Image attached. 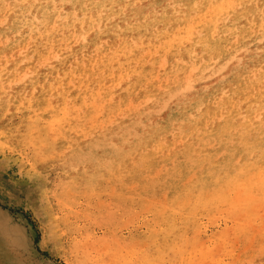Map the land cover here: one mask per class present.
<instances>
[{"label": "rangeland", "instance_id": "rangeland-1", "mask_svg": "<svg viewBox=\"0 0 264 264\" xmlns=\"http://www.w3.org/2000/svg\"><path fill=\"white\" fill-rule=\"evenodd\" d=\"M64 13L65 12H61L60 14L61 21L54 25L55 30L56 31L60 30V31H59L57 38H55L54 41H52L49 46H47L46 42L40 43L41 39H37L36 35L32 37L33 39L30 40L29 42L30 44L19 42L18 41L19 38L16 36H12V35H9V36L1 35L0 36V84H2L1 86L4 89V98H7V95H10L13 87L25 88L27 86H33L35 93H37L39 89L41 90V86L39 87L37 85L38 83L37 80H35L34 75L31 74L32 68H38L39 70L45 71V73L52 71V69L54 68V64L59 61L58 48L60 46L61 47L64 46L63 54L67 55V54H73L74 52H77V50L80 49L81 45H87L88 50L84 49V51H82L81 57H79L75 62L71 61L68 63V65L70 64V66L67 65L68 66L67 68H70L71 70H73L74 67H77L76 64H78L80 61H82V63L84 64H89L90 62V65L92 64L91 66L94 67V64L99 59L101 60V62H104L102 60L106 61L108 58V54H109V57H112V54H113L114 55L113 58L117 60L119 58L121 59V53L118 54L117 52V51L119 52L121 51L118 48V45L116 43L114 44L115 42L114 37L110 38L108 35H104L102 37V40L99 41L98 38L88 35L86 37V41L80 42L79 35L76 32L72 31V33L68 35V30L66 29V26H65L66 24L63 21V18L65 17ZM1 21H2V18L0 16V29L4 28V24L2 25ZM103 30H100V31L104 32ZM26 38L27 39L30 38L29 34H27ZM96 39L98 40L96 41ZM156 39L158 38L154 36L152 40L145 41L142 38L135 37L131 39V44L133 48L132 50L134 51L137 50L139 51V54H141L140 60L143 59V62H146V63H148L149 61L152 62L154 60L152 63L149 62V64L150 63L151 64L148 66L155 68V78L153 79V82L157 81L155 83L157 85V88L161 85L158 88V91H160L158 93L159 96L152 95V94L150 96V93H148L149 88H147L141 91V95L137 94L135 96L128 97L129 98V99L127 98L128 102L126 101L125 98L122 100L123 91L121 90V88H123V85H121V83L123 82V80L121 79H124V76L117 71L112 74V79H111L112 82L111 84L108 83L109 87L108 85L106 87L105 86L100 87L99 86L100 76L98 74H95L93 78V82L95 81V84L93 83L94 89H92V91L97 90V98L99 99L94 100L96 102L93 101V104L91 103V107L94 110L87 112V110L84 108L85 106L74 108L75 106L76 107L79 106L76 103H74L75 104L74 107L67 106L66 111L63 113L65 116L63 114L61 115L63 118L65 117L64 120H66L65 122L66 125L65 124L62 125L63 130H61L62 128L59 129L60 127L59 118L52 116L51 114L53 112L52 108H48L50 110L44 111L42 114L37 113L39 116L41 115L40 120L39 122L35 123L36 125L33 124L34 126L32 125L29 131V129L27 130V128L24 127V125H22L24 124L22 123L23 113L21 111L14 112L13 107L11 106L6 107V109L4 110L3 117L0 119V127H3L7 130L11 129L9 133L11 132L12 133L8 137L9 139L4 138L3 140H0L1 143L4 144L3 145L0 143L1 144L0 145V264H142L144 262H147V264H170L171 262H174L176 264H180V263L199 264V260L203 262L204 264H210L212 262L213 264H215V263H218L216 262V259L217 261H219L223 257H224L225 262H227L228 259L232 262L233 260L229 254V251L232 249H234L233 252L235 251L239 254L238 263L240 264V263H244L245 259H247L249 256H257L261 252L259 248L260 247L259 243L262 244L263 237H260V236H262L264 233V223H263L264 222V208H262L263 210L262 211L261 207L262 206L264 207V203L257 205V202H259L257 198V193H255V195L253 192L245 193L242 190V187H240L241 189L237 187L233 190V194L235 193V197L233 196L234 201L236 205H238V209H235L233 207L232 208L228 207L226 204H223L222 202L223 200L221 199V201H218V204H217L219 206V210L216 212L217 214L213 213V214H207L206 216H204V218L202 219L203 222L201 223V225L199 227L192 226L193 228L191 227L189 231L186 232V236L185 235L183 236V234H181V231L179 228L172 229L168 227L167 225H162L161 218L165 210L171 209L173 207L178 208L179 210H182L181 208H187L192 203L193 198L189 197L190 196L189 190L184 188L182 190L185 191L186 193L183 194L182 191L178 193V189L180 188L178 186L181 183V181H183V179L185 178H188V176H191L190 181L192 182L193 179H195L193 175L197 171V168L199 165L209 164V162L212 161L211 164L215 166L221 161L227 159V154H226L225 145L224 146L222 145V140L214 141L212 139V140L203 142V141H200V138L203 136L200 134H195V133L193 134V136L191 135L190 137H186L188 132L185 133L184 130L178 127L179 126V122L177 121L179 118L178 115L181 112L183 106L185 105V104L182 105L180 101L183 100L187 102L185 98H188V96L185 97L181 94L177 96L176 98H174V100L173 99L168 100V98L172 97L170 89L171 88L173 89L174 86H176L179 83L178 81L180 80H184V81L188 80L187 82H193L195 77L197 76L196 75L197 71L193 70L192 67L188 63L181 64V62H178V66H175V65H170L171 63H168L166 58L163 59V61L165 60L166 63L165 62L163 63V61L162 60L160 61V59L159 60L157 59L156 61V58H160L165 55L161 49V45L163 43L162 40L161 39L156 40ZM145 42L147 43L150 42L152 44L149 43L148 45H146L147 43ZM33 44L35 46H41V51H42L41 59L35 58L29 54V48L27 47V45L30 46L31 48V45ZM137 44L139 45L142 44L143 46L140 45L142 48L139 47V45L135 47ZM158 44H159V47H157ZM153 45H156L155 51L159 52V53L155 52L156 53L155 55L152 54L153 53L152 49H155ZM143 50H145V52ZM160 53H162L163 55H161ZM101 54L103 55V57L101 56ZM115 55L117 56V58ZM55 56L57 58H55ZM91 60H93L94 62L93 61L91 62ZM39 61L42 63H40ZM45 65L48 66L47 69ZM179 67L182 70H180ZM8 68H13L12 73L16 74V77L14 79L10 77L11 75H7L4 78L1 77V74L2 75L8 74ZM26 69L28 70L27 72H26ZM213 76L208 74L207 80L205 81L202 80L201 82L200 80H196L195 82H193L194 90L190 95H193L199 90L209 91V88L213 86V83L215 82V78H218L221 75L218 74V75H215L214 77ZM120 77L121 79H119ZM52 78L53 76L49 74L47 76V82H50ZM16 79L17 81L20 80V82L15 83ZM97 79L99 80V84L97 83L98 81ZM117 80H119V82ZM68 81L69 80H66V82ZM113 81L115 82V84L113 83ZM101 88H104V89H101ZM106 88L110 89L109 95L107 93L108 89ZM75 89L76 88L72 87V91L75 92L73 93L71 91V93H73L72 98L76 97L75 94H77V92ZM9 91L10 93H8ZM103 94H106V95H103ZM50 95H49L50 104L52 103L51 105H54V103L57 102V98H60V96H57L56 94L52 92L50 93ZM165 95L166 96L168 95V96L166 97ZM25 96L27 97V94H25L24 97ZM107 96H109L110 98H108ZM148 96H150L149 98H151L152 96L153 97L149 100ZM160 96L161 98L163 96V98L165 99L161 100L159 98ZM118 99L120 101L119 103H118ZM98 100L100 101V103H103L101 104V106H99L100 103ZM121 100L124 102H122ZM141 101H143V103ZM70 102L71 100H69V103ZM106 102L107 103L110 102L108 104L109 106L107 105ZM163 102H166L165 103L166 106H164ZM130 104L134 105V107ZM137 104L138 106H136ZM106 106H108V109ZM123 107L125 109H123ZM120 108L122 111L119 110ZM126 108L128 110H126ZM74 110L75 112H73ZM131 112L132 113L134 112V113L132 114ZM82 114L84 115L82 116ZM68 115H70V117H68ZM103 117L104 119H101ZM94 118H96L95 119L96 121L94 120ZM99 118L101 120H99ZM72 119L75 122L77 121L78 124L77 122L76 124L81 126V128L77 126L76 124L74 125L73 129L72 127H69L70 125L68 124ZM83 119H84V122H83ZM165 119L172 120L173 126L171 129V132L166 137L156 140V142L159 141L157 143L153 142L152 151L157 157V158L154 157V159L155 160L157 159L159 162L157 160L154 162L155 165H153V167L151 168V171L146 170L143 164V161L140 158L130 159L131 162L129 164V167L131 170L134 169L133 175L131 176L124 175L123 170L122 171L120 170L121 172L119 171L120 172L119 174L117 171H116L117 173L114 171L112 175L111 173L106 172V168L105 166L103 167L101 162L98 163V161L101 158L108 157L109 152L113 150L111 148L113 146L112 144L114 141L118 140L119 138H120L119 139L120 141L124 140L125 142L123 141V144L121 145L124 146L125 148L128 147L127 149H129L137 143L138 138H140V135L150 136L151 133H154V131L156 132V130L160 128L161 124L163 123ZM57 123L59 125H57ZM90 123H93L91 125H94L92 126L94 127L92 128V130L90 129L91 127L88 128ZM75 126L77 127L75 128ZM127 131H129V134H126ZM125 137L126 139H124ZM191 140H192V143H191ZM167 141L168 142L171 141V145L173 146L171 149L172 151L170 149L168 150L167 149L165 150L156 149L159 143L161 144L163 143L164 144L163 146H165V144L167 145ZM89 143L94 144L97 148L94 155L93 154L86 155L81 160H79L78 157H72L73 155L71 152H72L73 147H76L77 149H81L82 147L80 146H82L83 144H84V147L89 146L90 145ZM155 143L157 144V146ZM189 143H191L192 145H190ZM49 144H51L52 147ZM64 144H67V145L65 146ZM11 146L13 148H11ZM168 146L169 145H167V147ZM190 146H193V148L190 149L191 151H189ZM14 147H17L16 150ZM167 147L165 146V148ZM229 149H232V150L234 149L233 151H235V148H233L232 146ZM19 151L21 154L24 155V157L26 158L25 160L21 159L20 157L21 154L18 155ZM159 154H161V156ZM97 157L98 158L101 157V158H99L98 160ZM235 157L236 158L234 159H236L237 162L239 163L240 156L237 154V152H235ZM66 161H69V163L67 164ZM76 161L80 162L78 166L76 165L77 164ZM205 161L207 162L205 163ZM64 163L66 164V166L62 165ZM67 167L70 173L69 175L65 174ZM83 167L86 172L85 177L78 179L77 171ZM101 169L102 171H100ZM146 172H147V175H145ZM134 173H135V176H134ZM138 175L141 176L140 179ZM148 176L150 177L148 178ZM80 179H81V182H80ZM190 181H187V182L190 183ZM87 187L88 188L90 187L91 190L88 189ZM238 188L240 190H238ZM243 193L246 196L244 195L242 197L241 195ZM175 194H177V196ZM210 194L211 193H207L206 198L211 199ZM237 194H240L238 195V197L240 196L241 198L239 197L238 199L236 197ZM183 201H186V202L188 201L189 203L188 202L185 203ZM168 202H169V205L167 204ZM254 204L256 207L252 208ZM246 207H249L252 212L253 218H252V221L250 222L252 225H250L249 227H246V226L241 227L240 229L242 230L248 229L247 230L248 232L247 234H239V229L238 230L236 229V222H247V216L245 212ZM254 208L255 210H253ZM256 208H258L259 210ZM220 211H221V214H220ZM257 215L258 217H256ZM259 215H260V218H259ZM217 216H219L220 220L217 218ZM114 217L116 218V220ZM158 218L161 220L159 221ZM61 220L66 221L67 223H71L72 226L70 227L72 229L73 235L78 236L79 238L78 244L76 246L71 245L70 238L68 239L66 238V236L69 237V235L66 234L65 236L64 229H62L63 226L61 225L62 223ZM154 221L156 223H154ZM77 222H78V225H77ZM157 225L159 226L157 227ZM203 227L206 228L207 231ZM251 228L253 229V231ZM261 228L263 229L261 230ZM166 230L168 233L166 232ZM210 232L212 233V235L210 234ZM80 235H81V238H80ZM249 235L250 236L253 235L254 239L253 237H250ZM235 236H236V240L234 238ZM239 237L242 238V241H240ZM189 238L191 240H189ZM229 238L231 239L229 240ZM186 239L188 240L186 241ZM204 239H206L205 243L202 242L204 241ZM169 240L173 242V246L168 249L167 248L164 249L163 254L165 256L163 259L162 254L159 252V250L155 252L154 250L158 246H160L162 243L164 244L167 241L169 242ZM233 242L235 245L233 244ZM242 243H245L248 245H245V247H241L240 244ZM191 244L193 245L191 246ZM197 245H199L200 248H198ZM219 246H222V247H219ZM208 250H211L210 255L211 253H213L212 254L213 256L209 255L208 256L209 258L208 257L203 258L201 256V253L207 252ZM216 251H218V253L220 252L219 254L218 253L216 254L217 258L215 255ZM190 252L196 253L195 257L193 256V259H190L188 255L182 262L179 260V258L184 253L189 254ZM244 253L246 254L245 256H244ZM132 256L135 258V260ZM239 257H240V261L242 259V262L239 261ZM207 258L209 261H207ZM213 259L215 260L213 261ZM257 259H259V257L256 258L254 261H256ZM201 262L200 264H202ZM222 263L224 262L222 261Z\"/></svg>", "mask_w": 264, "mask_h": 264}, {"label": "bare ground", "instance_id": "bare-ground-1", "mask_svg": "<svg viewBox=\"0 0 264 264\" xmlns=\"http://www.w3.org/2000/svg\"><path fill=\"white\" fill-rule=\"evenodd\" d=\"M241 4L244 6L243 7H230V5H241ZM61 12H65L64 13L65 17L63 18V21L66 24L65 26H66V29L68 30V35H70L72 33V31L76 32L79 35L80 42L86 41V37L88 35L98 38L99 41L102 40V37L104 35H108L110 38L114 37L115 38L114 44L116 43L118 45V48L121 51V52L117 51L118 54L121 53V59L119 58L117 60V59L113 58V56H114L113 54H112V57H109V54H108V58L106 61L102 60L104 62H101V60L99 59L94 64V67L91 66L92 64L90 65V62H89V64H84V63H82V61H80L78 64L75 63L77 67H74V69L72 67L73 70H71L70 68H67L68 66H70V64L68 65V63L71 61L75 62L79 57H81L82 51H84V49L88 50L87 45H81L80 49L77 50V52H74L73 54H67V55L63 54L64 53V49H63L64 46L63 47L60 46L59 48L57 47L58 52H59V61L54 64V68L52 69V71L45 73V71L39 70L38 68H32L31 74H33L35 77V80H37V82H38L37 85L39 87L41 86V90L39 89V91L37 93L34 92L33 86H27L25 88L13 87L12 92L11 93H10V91L8 92V93H10V95H7V98H4V89L1 86L2 84H0V119L3 117L4 110L6 109V107L11 106V107H13L14 112L21 111L23 113L22 114L23 115L22 123H24V124H22V125H24V127H26L27 130L29 129V131H30V128L32 127V125L39 122V120H40L41 115L39 116L38 114L39 113L42 114L44 111H49L50 109H48V108H52L53 112L51 111L52 112L51 114H52V116L59 118V122H60L59 124L60 125L58 123H57V125H59L60 126L59 129H61L63 127L62 125H64L66 122V120H64L65 117L63 118L61 115L66 111L67 106L68 107H70V106L74 107L75 106L74 103H76L79 106H77V107L75 106L74 108H79V107L85 106L84 108L87 110V112L94 110L91 107V103L93 104L94 100L99 99V98H97V90L92 91V89H94L93 83L95 84V81L93 82V78H94L95 74H98L100 76V78H99L100 79V85H99L100 87L101 86L106 87L108 85V83L111 84L112 74L114 72L118 71L120 74H122L124 76V79H121V77L119 78V79L123 80V82L121 83V85H123V88H121V90L123 91L122 100L125 98L127 101L128 97H132V96H135L137 94L141 95V91H143L147 88H149L148 93H150V96H151V94L152 95H158V93L160 92V91H158V88L161 85L157 88V85L155 84L157 81L153 82V79L155 78V68L148 66L154 60L152 62L148 60L149 62H151L150 64L148 61H147L148 63H146V62H143V59L140 60L141 54H139V51H137V50H135V51L132 50L133 48H132V44H131V39H133L135 37L136 38H142L145 41H150L155 36L159 40L160 39L162 40L163 43L161 45V49H162V52H164V54H165L164 56H162L160 58H156V61H157V59L158 60L160 59V61L161 60L163 61V59L166 58L167 62L171 63L170 65H175V66H178V62H181V64L182 63H188L192 67L193 70L197 71V74H196L197 76L195 77L193 82H195L196 80H200V82L202 80H204V81L207 80L208 74H210L211 76H213V75L215 76L218 74L221 75L218 78H215V82L213 83V86H211L209 88V91L199 90L198 92L194 93L193 95H190L194 90L193 82H187L188 80L187 81L180 80V81H178L179 83L176 86L173 85L174 86L173 89L172 88L170 89V92H171V95L173 98L170 96L171 98H168V100H171V99L174 100V98H176L177 96H179L181 94L185 97L188 96V98H185L188 103L186 101H183V100L180 101V103L182 105L183 104H185V105L183 106L181 112L178 115V117H179L177 120L179 122L178 127H180L182 130H184L185 133L188 132L187 135L185 134L186 137H190L191 135L193 136V134L195 133V134H200L203 136L200 138V141H203V142L208 141V140H212V139L214 141H221L222 140V145L223 146L225 145L226 154H227V159L221 161L220 163H218L215 166L211 164L212 161H210L209 164L199 165L197 168V171L193 175L195 177V179H193L192 182L190 181L191 176H188V178L183 179V181L180 180L181 183L178 186V187H180L178 189V193H180V191H182L183 194L186 193L185 191L182 190L184 188L189 190L190 194L188 192L187 193L190 195L189 196L190 198H193L192 203L187 208H181L182 210H179L178 208H174V207L171 209L165 210L163 212V216L161 218L162 219V225H167L168 227H170L172 229L173 228H177V229L179 228L181 231V234H183V236L184 235L186 236V232L189 231V229L192 226H198L199 227L201 225V223L203 222L202 219L204 218V216H206L207 214L216 213L219 210V206L217 204H218V201H221V199L223 200L222 201L223 204H226L228 207H231V208L233 207L235 209H238V205H236V203L234 201L235 193L233 194V190L237 187H239V188L242 187V190L245 193L253 192L254 195H255V193H257V198L259 201V202H257V205L264 203V88H263L264 87V0H0V16L2 18L1 24L2 25L4 24V28L0 29V36L1 35L16 36L19 38V40H18L19 42H21V43L23 42L25 44H28L30 42V40L33 39L32 37L34 35H36L37 39H41L40 43L46 42L47 46H49L50 43L52 41H54V39L57 38V36L59 34L60 30L56 31L54 28V25L61 21V19H60L61 18V16H60ZM209 13H210V15H209ZM100 30H103L104 32H101ZM27 34H29V36H30V38H28V39L26 38ZM98 39H96V41ZM158 39H156V40H158ZM72 40H74V39H72ZM89 41H91V40H89ZM104 41H105V39H104ZM70 42H69V44H70ZM157 42H159V41H157ZM145 43H147V42H145ZM149 43L150 42H148L146 45H148ZM133 44H135V43H133ZM150 44H152V43H150ZM99 45H100V43H99ZM138 45L139 44H137L135 47H137ZM140 45H142V44H140ZM140 45H139V47H141ZM27 47L29 48V54L30 55H32L35 58L41 59V54H42L41 46H35L33 44V45H31V48L28 45H27ZM153 47L155 49H152V52H153L152 54L155 55L156 53H159V52L155 51L156 45H153ZM157 47H159V44ZM13 48H15V47H13ZM13 48H12V50H13ZM149 49H150V47H149ZM143 51L145 52V50H143ZM149 51H151V50H149ZM117 52H115V53H117ZM99 53H100V51H99ZM160 54L163 55L162 53H160ZM52 56H53V54H52ZM101 56L103 57L102 54H101ZM22 57H24V56H22ZM55 58H57V57L55 56ZM116 58H117V56H116ZM56 60H58V59H56ZM88 61H90V60H88ZM92 61L93 60H91V62ZM160 61H159V63H160ZM25 62H26V60H25ZM85 62H87V61H85ZM164 62H165V60L163 61V63ZM40 63H42V62H40ZM47 64H49V63H47ZM31 66H33V65H31ZM47 67L48 66H46V69H47ZM180 70H182V69L180 68ZM27 71L28 70L26 69V72ZM12 72H13V68H8V74H6V75L1 74V77L4 78L7 75H11L10 77L12 79H14L16 77V74H14ZM49 74L51 76H53V78L51 80L52 82L51 81L47 82V76ZM187 74H188V72H187ZM156 79H158V78H156ZM66 80H69V81L66 82ZM15 81H16L15 83L20 82V80L17 81V79ZM117 81L119 82V80H117ZM63 82L65 85L63 84ZM8 83H9V81H8ZM97 83L99 84V80L97 81ZM113 83L115 84L114 81H113ZM118 85H119V83H118ZM72 87L76 88L75 90L77 92V94H75L76 97H73V98H72V95L75 92L72 91ZM108 87H109V85H108ZM104 88H101V89H104ZM106 89H108V88H106ZM71 91L73 93H71ZM107 91H108L107 93L109 95L110 89H108ZM51 92L56 94L57 96H60V98L56 97L57 102L54 103V105H51L52 103L50 104V101H49V99H50L49 95ZM99 92H100V90H99ZM101 92H102V90H101ZM25 94H27V97L26 96L24 97ZM70 94H71V96H70ZM51 95H53V94H51ZM103 95H106V94H103ZM150 96H148V98ZM107 97L110 98L109 96H107ZM151 98H149V100ZM159 98L161 100L165 99V98H163V96H162V98H161V96ZM182 99H184V98H182ZM69 100H71L70 103H69ZM134 100H135V98H134ZM94 102H96V101H94ZM103 102H104V100H103ZM119 102L120 101L118 99V103ZM122 102H124V101H122ZM141 102L143 103V101H141ZM146 102H147V100H146ZM166 102H163L164 106H166V104H165ZM99 103H100V101H99ZM109 103H107V105ZM101 104H103V103H100L99 106H101ZM120 104H122V103H120ZM130 105H132V104H130ZM108 106H106L107 109H108ZM127 106H128V104H127ZM132 106L134 107V105H132ZM136 106H138V104ZM124 107H123V109H125ZM177 107H178V105H177ZM97 109H99V108H97ZM148 109H150V108H148ZM162 109H163V107H162ZM75 110H77V109H75ZM75 110L73 112H75ZM119 110H121V108ZM126 110H128V109L126 108ZM76 113H78V112H76ZM76 113H75V115H76ZM83 115L84 114H82V116ZM134 116H133V118H134ZM68 117H70V115H68ZM96 117H97V115H96ZM113 117H114V115H113ZM125 118H127V117H125ZM95 119L96 118H94V120ZM101 119H104V117ZM101 119L99 118V120H101ZM137 119H139V118H137ZM54 120H56V119H54ZM92 120H91V122H92ZM62 121H63V123H62ZM76 122L73 121V119H72L68 124V125H70L69 127H72V129H73ZM83 122H84V119H83ZM123 122H125V121H123ZM79 123H81V122H79ZM77 124H78V122H77ZM91 124H93V123H90V125ZM90 125L88 128L91 127L90 129L92 130V128H94L92 126H94V125H91V126ZM77 126H79V125H77ZM77 126H75V128ZM172 126H173V121L165 119L163 121V123L161 124L160 128L156 130V132L154 131V133H151L150 136L140 135V138H138L137 143L129 149H127L128 147L125 148L124 146L121 145V144H123L124 140L120 141L119 140L120 138H119L118 140L113 142V144H112L113 146L111 148L113 150L109 152L107 158L99 157V158H101L99 160V158L97 157V159L99 160L98 163L101 162L103 167L105 166L106 172L111 173L112 175H113L114 171L115 172L117 171L119 174L123 170L124 175H127V176L130 175L131 176V175H133L134 169L131 170L129 167V164L131 162L130 159L131 158H134V159L140 158L143 161V164H144L146 170L151 171V168L153 167V165H155L154 162L157 160V159L156 160L154 159V157H156V156L152 151L153 142H156V140H159V139H162L163 137H166L171 132ZM175 126H177V125H175ZM50 127H52V126H50ZM79 127L81 128V126H79ZM84 128H86V127H84ZM10 130H7L3 127H0V140H3L4 138L9 139L8 137L12 133V132L9 133ZM61 130H63V128ZM61 130H60V132H61ZM132 131H134V130H132ZM122 133H123V131H122ZM126 134H129V131H127ZM124 139H126V137ZM17 141H19V140H17ZM88 142H90V141H88ZM157 142H159V141H157ZM161 142H162V140H161ZM186 142H187V140H186ZM0 143H1V141H0ZM181 143H179V144H181ZM191 143H192V140H191ZM191 143H189V144L192 145ZM1 144H3V143H1ZM15 145H17V144H15ZM49 145H51V144H49ZM64 145L66 146L67 144H64ZM163 145H164L163 143L162 144L159 143L158 147H156V149H160V150L170 149L171 150L173 147L171 145V141H169V142L167 141V145H169L168 147L165 144V146L167 148H165V146H163ZM156 146H157V144H156ZM231 146L233 148H235V151H233L234 149L233 150L229 149ZM51 147H52V145H51ZM80 147H82V148L77 149L76 147H73L72 152H71L73 155L72 157H78L79 160L83 159L86 155H92V154L94 155L95 151L97 149L96 146L92 143L89 146L84 147V144H83ZM11 148H13V147L11 146ZM14 148L16 150L17 147H14ZM192 148H193V146H190L189 151H191L190 149H192ZM49 149H50V147H49ZM20 151H19L18 155L21 154ZM235 152H237V154L240 156L239 163L237 162L236 159H234V158H236ZM159 155L161 156V154H159ZM20 157L22 160L26 159L23 154H21ZM209 160H211V159H209ZM90 161H92V160H90ZM206 162L207 161H205V163ZM66 163L68 164L69 161H66ZM79 164H80V162H77L76 165L78 166ZM101 164H100V166H101ZM62 165L66 166L65 163ZM166 165H168V164H166ZM103 167H102V169H103ZM170 167H172V166H170ZM102 169L100 171H102ZM63 170H64V168H63ZM141 170H142V168H141ZM70 171H71V169H70ZM180 173H179V175H180ZM65 174H67V175L70 174L68 171V167L66 168ZM85 174H86V172H85L84 167L79 169L77 171L78 179L84 178ZM104 174H106V173H104ZM260 174H261V176H260ZM145 175H147V172ZM190 175H192V174H190ZM97 176H99V175H97ZM134 176H135V173H134ZM149 177L150 176H148V178ZM140 178H141V176H139V179ZM86 179H88V178H86ZM154 179H155V177H154ZM187 181H190V183ZM80 182H81V179H80ZM239 188H238V190L241 189V188L240 189ZM76 189H78V188H76ZM84 189H82V190H84ZM88 189H90V187ZM238 190H236V191H238ZM238 192H240V191H238ZM207 193H211L210 194L211 197L208 196L211 199L206 198ZM177 194H175V195L177 196ZM238 195H240V194H237L236 197L239 199L240 196L238 197ZM244 195L245 194L243 193L241 196L243 197ZM250 195H251V193H250ZM169 196H170V194H169ZM128 200H130V199H128ZM169 200H171V199H169ZM90 201H91V199H90ZM183 202L187 203L188 201L187 202L183 201ZM167 204L169 205V202ZM129 205H130V203H129ZM253 207H256L255 204H254V206H252V208ZM262 208H264V207L262 206L261 210H262ZM256 209H258V208H256ZM104 210H106V209H104ZM253 210H255V208ZM226 211H228V210H226ZM95 212H94V214H95ZM245 212H246V216H247V222H236V229L237 230L239 229V234H247V232H248L247 231L248 229L242 230V229H240L241 227H245V226L249 227L250 225H252L250 222L252 221L253 217H252V212H251L250 208L246 207ZM220 214H221V211H220ZM55 216H56V214H55ZM256 217H258V215ZM256 217H255V219H256ZM159 218H160V216H159ZM159 218H158V220L160 221L161 219H159ZM217 218L220 220L219 216H217ZM259 218H260V215H259ZM92 219H93V217H92ZM115 220H116V218H115ZM61 221H62L61 225L63 226L62 229H64L65 236H66V234L69 235V237L66 236V238L67 239L70 238L71 245L76 246L78 244L79 238H78V236L73 235L72 229L70 227V226H72L71 223H67L66 221H63V220H61ZM154 223H156V222L154 221ZM77 225H78V222H77ZM261 225H263V224H261ZM158 226L159 225H157V227ZM204 227H205V225H204ZM220 228H221V226H220ZM204 229L206 230V228H204ZM262 229L263 228H261V230ZM194 230H195V228H194ZM261 230H259V231H261ZM252 231H253V229H252ZM166 232H167V230H166ZM202 232H203V230H202ZM242 232H244V233H242ZM155 234H157V233H155ZM210 234L212 235L211 232H210ZM230 234H232V233H230ZM166 235H168V234H166ZM207 237H208V235H207ZM242 237H244V236H242ZM246 237H247V235H246ZM250 237H253V239H254L253 235ZM260 237H263L262 244L259 243V246H260L259 248H260L261 252L257 256L247 255L249 257L247 259H245L244 263H240V264H264V233ZM80 238H81V235H80ZM153 238H154V236H153ZM234 238L236 240V236ZM230 239L231 238H229V240ZM187 240L188 239H186V241ZM189 240H191V239L189 238ZM205 240L206 239H204V241H202V242L205 243ZM240 241H242V238H240ZM250 242H251V240H250ZM177 243H178V241H177ZM224 243H225V241H224ZM162 244L160 246H158L154 250V252L159 250V252L162 254V257L164 259V256H165L163 254L164 249L165 248L168 249V248L172 247L173 242L169 240V242L167 241L163 245ZM233 244H234V242H233ZM185 245H186V243H185ZM192 245L193 244H191V246ZM216 245H217V243H216ZM240 245H241V247H245V245H248V244L242 243ZM197 246H198V248H200L199 245H197ZM230 246H231V244H230ZM219 247H222V246H219ZM183 248H184V246H183ZM202 248H201V250H202ZM225 248H226V246H225ZM206 249H207V247H206ZM233 250L234 249L229 251L230 257L232 258L233 261L231 262L229 259H228V261H230L231 264H237L239 254L235 251L233 252ZM180 251H181V249H180ZM245 251H247V250H245ZM167 252H169V251H167ZM210 252H211V250H208L207 252H203V253H201V256L203 258H206L210 255ZM217 253H218V251H216L215 255ZM226 253H227V251H226ZM195 254L196 253H194V252L193 253L190 252L189 254L184 253L179 258V260L182 262L186 258V256H188V255H189L188 257L190 259H193V256L195 257ZM212 254L213 253H211V255ZM199 255H200V253H199ZM245 255L246 254L244 253V256ZM258 257H259V259L254 261ZM208 258H207V261H209ZM216 258H217V255H216ZM134 260H135V258H134ZM214 260L215 259H213V261ZM222 261L224 263H222ZM228 261L225 262L224 257H223L219 261H217V259H216V262H218V263H215V264H230V262H228ZM239 261H240V257H239ZM200 262L201 261L199 260V264H200ZM240 262H242V259ZM201 263L204 264L203 262H201ZM207 263H209V262H207ZM142 264H147V262H144ZM170 264H176V263L171 262ZM180 264H182V263H180ZM210 264H213V262Z\"/></svg>", "mask_w": 264, "mask_h": 264}, {"label": "snow or ice", "instance_id": "snow-or-ice-1", "mask_svg": "<svg viewBox=\"0 0 264 264\" xmlns=\"http://www.w3.org/2000/svg\"><path fill=\"white\" fill-rule=\"evenodd\" d=\"M244 5H230V7H243Z\"/></svg>", "mask_w": 264, "mask_h": 264}]
</instances>
